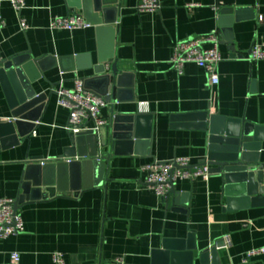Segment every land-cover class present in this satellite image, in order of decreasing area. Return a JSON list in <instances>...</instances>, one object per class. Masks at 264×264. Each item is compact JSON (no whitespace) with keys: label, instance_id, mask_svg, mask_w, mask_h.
<instances>
[{"label":"crops","instance_id":"1","mask_svg":"<svg viewBox=\"0 0 264 264\" xmlns=\"http://www.w3.org/2000/svg\"><path fill=\"white\" fill-rule=\"evenodd\" d=\"M107 1L116 2L110 6L116 11L108 14L113 24L102 30L93 25V0H25L20 12L12 0L1 2L0 58L27 52L44 58L42 77L32 86L46 98L37 107L39 121L32 129L25 123L21 135L9 124L13 110L0 84V200L31 197L22 188L28 164L49 165L71 145L69 111L58 105L56 92L73 89L76 78L105 99L118 60L115 99L101 111L105 126L114 111L148 114L153 124L148 146L139 148L144 153L112 154L103 185L93 173V187L85 192L73 191L69 176L61 182L67 190L54 198L40 199L45 191L35 192L40 200L25 202L18 211L24 232L0 238V264H13V254L19 255L18 264H54V253L63 254L65 264H114L117 258L128 264H242L247 252L264 248V204L229 205L225 181L212 174L209 180L177 182L163 200L144 184L142 169L180 157L193 164L207 160L208 134L181 127L193 122L186 116L209 113L264 127V60L251 59L254 46L264 47V0H161L160 10L144 13L136 9L140 0ZM72 15L90 27L51 29L54 18ZM214 31L223 57L215 86L196 64L180 74L171 62L178 42ZM140 103H147L148 111H141ZM259 159L264 163V140ZM190 233L197 248L192 256L185 251L171 261L156 257L165 241L188 244ZM224 242L216 258H201V252ZM252 263L264 264V255Z\"/></svg>","mask_w":264,"mask_h":264},{"label":"water","instance_id":"2","mask_svg":"<svg viewBox=\"0 0 264 264\" xmlns=\"http://www.w3.org/2000/svg\"><path fill=\"white\" fill-rule=\"evenodd\" d=\"M116 2L107 0H93L91 15L93 25L106 29L103 25H110L109 13L115 12L110 6ZM244 10H237V14ZM223 10L222 14L230 13ZM88 23V22H87ZM90 25V24H89ZM113 31V28H108ZM118 60L113 64L112 75L105 94V101L115 99L114 90L117 84ZM44 72V58L33 59L32 53L27 52L0 62V84L13 110L14 122L10 126L17 128L23 135L25 123L29 128L39 121L40 103L46 98L45 94H38L32 84L42 77ZM111 92L112 95H109ZM36 108V110H35ZM198 123L185 124L181 127L203 131L208 134V156L201 165H208L212 175L221 176L225 181V194L229 198V205L239 206L264 204V163L260 162L259 152L264 140V127L257 126L246 119L232 120L209 113L194 114L184 117ZM28 121V122H27ZM153 117L148 114L115 115L111 123L100 128L98 132L89 131L72 135L71 145L64 151V155L48 165L34 163L26 167L22 188L27 197H20L15 203V211L27 202L54 198L55 192L67 190L61 186L65 176L71 177L72 190L85 192L93 187L91 174L97 176L98 185L106 182L112 154L124 155L141 154L139 148L148 146L152 137ZM136 149V150H135ZM70 161V162H68ZM54 172L56 174L54 175ZM55 187V188H54ZM30 188V189H29ZM29 190V191H28ZM45 191L39 198L34 193ZM50 195V197L48 196ZM77 196V194H75ZM24 200V201H23ZM240 207V206H239ZM194 234L188 235V244L182 241H165L162 250L155 252L156 257L174 260L181 258L185 251L189 256L197 249L191 241ZM224 244L209 248L201 252V258L208 260L217 256V248ZM183 253V254H182Z\"/></svg>","mask_w":264,"mask_h":264},{"label":"built area","instance_id":"3","mask_svg":"<svg viewBox=\"0 0 264 264\" xmlns=\"http://www.w3.org/2000/svg\"><path fill=\"white\" fill-rule=\"evenodd\" d=\"M2 0H0L1 5ZM161 0H140L137 6L138 13L155 12L160 10ZM15 10L20 12L25 7V0H12ZM5 22L0 13V26ZM90 25L79 15L68 17H56L52 20L51 29L75 31L85 29ZM24 31L28 29L25 22H22ZM221 39L217 31L211 32L198 38L180 41L176 44L174 55L171 60L173 67L183 73L184 67L193 63L204 69L209 77L210 84H219L220 78L218 67L223 61L220 52ZM251 59L253 61L264 60V47L254 46ZM3 60L0 58V62ZM58 105L69 111V121L66 130L71 135H78L89 131L98 132L107 123L101 118V111L107 106V102L85 87V82L76 78L73 89L62 88L56 92ZM141 111H148L147 103H140ZM70 162V161H68ZM142 171L146 174L144 184L155 192L163 200H168L179 181H194L198 178L209 180L211 176L208 165L193 164L190 158L180 157L171 161H153L145 165ZM14 201L10 199L0 200V238L6 239L25 230L24 221L21 215L15 211ZM224 246L227 244L224 242ZM264 255L263 249H254L245 254L242 264H253V258ZM13 264H18L19 255L13 254ZM54 264H65L64 256L61 253L53 254ZM114 264H128L123 258H117Z\"/></svg>","mask_w":264,"mask_h":264}]
</instances>
